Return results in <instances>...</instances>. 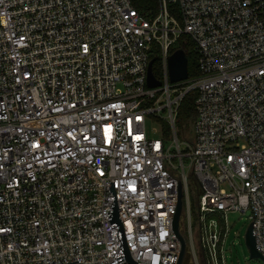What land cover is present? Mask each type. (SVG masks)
<instances>
[{
    "label": "built area",
    "instance_id": "1",
    "mask_svg": "<svg viewBox=\"0 0 264 264\" xmlns=\"http://www.w3.org/2000/svg\"><path fill=\"white\" fill-rule=\"evenodd\" d=\"M158 1L152 16L130 0H0V264H118L108 181L137 264L178 260V181L193 255L190 192L211 264V215L248 212L264 257V0ZM183 36L199 75L170 84ZM153 56L162 78L149 89ZM190 92L192 141L180 142ZM165 109L170 138L148 134Z\"/></svg>",
    "mask_w": 264,
    "mask_h": 264
},
{
    "label": "rangeland",
    "instance_id": "2",
    "mask_svg": "<svg viewBox=\"0 0 264 264\" xmlns=\"http://www.w3.org/2000/svg\"><path fill=\"white\" fill-rule=\"evenodd\" d=\"M157 76L159 77V75ZM159 115L165 120H160L158 118H154L152 121L150 119L147 120L146 130L148 134H150L152 130L161 132L164 126L166 127V120L168 118L167 109L160 112ZM181 131L182 130H179L178 136L180 142L182 140ZM151 136L153 138H159V133L152 134ZM184 136L187 140L190 138L188 137V134H185ZM181 149L184 150L185 146L182 145ZM184 163L185 165H187L189 163V160L184 159ZM190 200L192 228L195 233V255L192 254L190 248H187L183 262H185V264H211L210 256L208 255L205 242L203 241L204 250L199 244L200 240L198 239V215L196 213L195 195L193 194V192H190ZM185 211L186 210L184 209V212ZM249 216L250 214L248 212L245 214L236 212L227 214L224 223L222 219L217 215L208 216L206 217L204 222L201 221L205 228L210 224V220H214L216 223V229L218 234L220 235V239L219 243H217L216 249L211 251V253L214 252L213 254H211V258H214L217 264H220V262H223V264H262L259 260L250 258L248 250L246 249L244 244V234L250 224ZM207 237L208 236L206 234L205 238Z\"/></svg>",
    "mask_w": 264,
    "mask_h": 264
},
{
    "label": "water",
    "instance_id": "3",
    "mask_svg": "<svg viewBox=\"0 0 264 264\" xmlns=\"http://www.w3.org/2000/svg\"><path fill=\"white\" fill-rule=\"evenodd\" d=\"M152 65L153 60L150 61L147 70V87L149 89H155L161 86V82H159L152 73ZM167 69H168V81L170 84H176L180 82H184L188 78V69H187V58L185 53L181 50L174 51L171 56H169L167 60ZM110 193L114 196L113 204L110 206L109 213H108V221L110 222L112 228H118L116 239L120 244V248L122 249L123 254L116 258L118 264H137L135 263L129 254L124 232L122 229V225L120 223L119 213L118 211L122 210L117 208L116 202V194L114 191V183H110L108 181ZM183 204H182V192H181V185L178 181V197H177V204L175 208V212L173 215L172 221V230L175 234L177 240L180 244V253L176 264H183L187 244L185 238L180 233V218L182 215ZM253 223V222H252ZM252 223L249 224L247 227L245 234H244V244L246 249L248 250L249 256L251 259H257L262 264H264V257L258 253L255 244V238L252 232Z\"/></svg>",
    "mask_w": 264,
    "mask_h": 264
},
{
    "label": "trees",
    "instance_id": "4",
    "mask_svg": "<svg viewBox=\"0 0 264 264\" xmlns=\"http://www.w3.org/2000/svg\"><path fill=\"white\" fill-rule=\"evenodd\" d=\"M132 6L141 14L156 15L159 10V1L158 0H130ZM181 50L185 53L187 58V69L189 79L195 78L199 75L198 72V58L194 50L193 44L188 40L187 37H181L173 46L172 51ZM153 65L152 73L154 77L158 80L162 78V72L160 73V60L158 56H153ZM156 66V68H155ZM159 75V77L157 76ZM196 95L194 92L186 94L181 100L179 107L176 113L175 128L177 137L179 136V130L181 131L182 139H185V134H188L190 137L187 141H192V127L195 120V108L194 101ZM164 133L167 138H170V129L168 125L164 126ZM179 139V137H178ZM182 234L186 237L184 229ZM185 264V262H183Z\"/></svg>",
    "mask_w": 264,
    "mask_h": 264
}]
</instances>
